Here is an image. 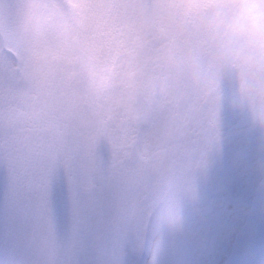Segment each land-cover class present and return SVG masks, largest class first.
I'll return each instance as SVG.
<instances>
[{
	"label": "rangeland",
	"instance_id": "374dc122",
	"mask_svg": "<svg viewBox=\"0 0 264 264\" xmlns=\"http://www.w3.org/2000/svg\"><path fill=\"white\" fill-rule=\"evenodd\" d=\"M246 87L161 0H0V264H264Z\"/></svg>",
	"mask_w": 264,
	"mask_h": 264
},
{
	"label": "clouds",
	"instance_id": "9594fccd",
	"mask_svg": "<svg viewBox=\"0 0 264 264\" xmlns=\"http://www.w3.org/2000/svg\"><path fill=\"white\" fill-rule=\"evenodd\" d=\"M179 28L207 42L213 57L245 77V93L264 122V0H161Z\"/></svg>",
	"mask_w": 264,
	"mask_h": 264
},
{
	"label": "trees",
	"instance_id": "16d2710c",
	"mask_svg": "<svg viewBox=\"0 0 264 264\" xmlns=\"http://www.w3.org/2000/svg\"><path fill=\"white\" fill-rule=\"evenodd\" d=\"M119 62L121 63L122 60L120 59ZM112 95H116V92H113ZM88 125L92 126V123ZM92 135H94V131L91 132ZM94 137V136H93ZM96 142L95 137L91 140V143L89 142V144L85 147L86 153L87 152H91V151H96V148L94 146H92L94 143ZM95 148V149H94ZM94 159L92 158V155L90 157L89 153L80 158V163H79V169H78V180L77 182L79 184H82V188L80 190V192L78 193L79 198H81V201L84 200V198L87 196V194L92 193L93 191H95L97 189L98 191V187H99V183H98V163H99V159L97 158L96 162L94 163L93 161ZM91 177V179H90ZM97 183H94L96 182ZM95 194V193H94ZM94 194L93 196H91V205L90 207H82L81 214L82 217L87 216V214L90 215V213H92L91 215H94V211L97 209V205H96V201L98 199H100V195L101 193H99V198L98 199H94ZM94 201V202H93ZM98 202V201H97ZM84 204H88V203H84ZM90 211V212H89ZM89 212V213H88ZM88 225L87 220H85L82 223V226L80 227V232H78L76 235L78 236L77 238H79V240H81V238L85 235V227ZM76 251V247L74 249H72V252L74 253H81L83 252L82 249H80V247H77ZM83 254H85V252H83ZM83 256V255H82Z\"/></svg>",
	"mask_w": 264,
	"mask_h": 264
},
{
	"label": "water",
	"instance_id": "95a60500",
	"mask_svg": "<svg viewBox=\"0 0 264 264\" xmlns=\"http://www.w3.org/2000/svg\"><path fill=\"white\" fill-rule=\"evenodd\" d=\"M77 43H78V45L80 46V38H79V36L77 37ZM84 70H85V76H86V79H87V81H89V76H88V73H87V70H86V67L84 66ZM89 84V83H88ZM93 117H94V119H95V124H96V126H97V128L99 129V119H98V116H97V113L95 112V111H93ZM99 143H100V140H99Z\"/></svg>",
	"mask_w": 264,
	"mask_h": 264
}]
</instances>
